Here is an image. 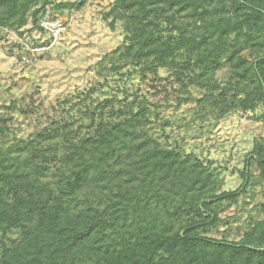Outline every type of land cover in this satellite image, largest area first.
Here are the masks:
<instances>
[{"label":"trees","instance_id":"16d2710c","mask_svg":"<svg viewBox=\"0 0 264 264\" xmlns=\"http://www.w3.org/2000/svg\"><path fill=\"white\" fill-rule=\"evenodd\" d=\"M86 2L0 0V37L35 29L48 39L34 48H45L47 7ZM102 18L123 37L98 75L150 76L158 98L178 83L176 105L194 100V122L238 112L264 125V0H113ZM92 90L67 111L62 100L67 115L26 137L9 138L0 114V264H264L261 198L241 204L247 219L235 231L213 234L230 223L221 214L263 184L264 136L244 155L240 185L223 190L219 171L148 133L157 102L129 100L126 90L96 99Z\"/></svg>","mask_w":264,"mask_h":264},{"label":"rangeland","instance_id":"374dc122","mask_svg":"<svg viewBox=\"0 0 264 264\" xmlns=\"http://www.w3.org/2000/svg\"><path fill=\"white\" fill-rule=\"evenodd\" d=\"M59 1L72 0H55ZM112 1L87 0L80 10H64L63 13L48 6L61 21L58 37L45 48L37 47L27 64H23L19 58L23 49L18 40L34 48L47 41L48 35L34 29L23 38H18L12 31L1 30L0 114L6 118L4 123L10 128L9 138L26 137L56 117V112L67 115L64 114L65 109L67 111L69 105L75 104L79 98L84 99L90 88H94L92 96L96 99L106 96L120 98L126 94V90L129 100L137 102L138 98L133 95L136 93L157 102L156 111L149 113L151 123L145 127L151 136L166 144L176 145L185 153L195 154L212 170L220 172L223 190L236 189L241 183L239 170L243 167L244 155L251 151L255 139L264 136L263 123L238 112L217 122H194V100L176 105L174 91L178 89V83L174 82L172 87H168L166 94L169 97L163 98L162 93L158 98L155 97L156 89L151 87L154 81L150 76L142 79L134 74L118 80L119 77L98 75L101 59L119 45L123 37L118 26L111 29L102 18ZM169 71L168 67L159 69L162 83L166 82ZM188 88L193 97L202 95L200 89L192 85ZM64 99L69 101L62 104L65 109L61 110L58 105ZM81 115L76 113L74 117ZM165 121L168 125H164ZM81 129V133L87 130L85 127ZM254 190L258 191L254 198L250 199V195L240 196L237 206L232 205L221 214L230 223H222L219 231L213 234L221 235L227 227L233 232L237 225L247 219L246 209L258 203L260 198L264 200V181L263 184H256ZM241 204L247 208L240 209ZM241 233L242 229L235 238L238 239Z\"/></svg>","mask_w":264,"mask_h":264},{"label":"built area","instance_id":"2783aa9c","mask_svg":"<svg viewBox=\"0 0 264 264\" xmlns=\"http://www.w3.org/2000/svg\"><path fill=\"white\" fill-rule=\"evenodd\" d=\"M40 26H42L53 37L52 40H56L60 31L61 21L59 16L54 12H51V9L47 7L46 13L40 21ZM18 42L23 49L21 62L23 64H27L31 61V56L35 53L36 49L32 48L29 44L21 39H19Z\"/></svg>","mask_w":264,"mask_h":264}]
</instances>
